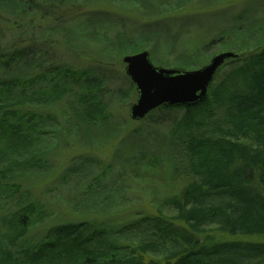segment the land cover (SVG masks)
I'll return each mask as SVG.
<instances>
[{
  "label": "trees",
  "instance_id": "obj_1",
  "mask_svg": "<svg viewBox=\"0 0 264 264\" xmlns=\"http://www.w3.org/2000/svg\"><path fill=\"white\" fill-rule=\"evenodd\" d=\"M189 3L0 0V264H264V28L250 36L239 28L238 45L223 35L212 40L208 58L218 47L237 57L220 69L207 97L152 112L129 135L134 152L89 177L94 156L113 142L110 108L137 96L127 75L117 80L130 84L128 90L111 85L117 61L148 51L159 67H203H183L169 47L168 60H157L154 34L139 35L145 24ZM91 6L114 19L122 13L128 24L125 31L112 21L102 44L93 34L101 21L91 18V37L84 29L74 39L96 53L98 74L53 62L65 59L53 48L56 24ZM61 50L77 53L69 45ZM91 131L106 134L91 141ZM75 152L81 155L71 158ZM162 168L166 186L141 180ZM85 179V189L71 195L79 217L55 219L62 202L57 188L69 191ZM47 183L54 189L45 203L34 192ZM131 190L143 194L154 214L117 222ZM212 231L230 239L218 240Z\"/></svg>",
  "mask_w": 264,
  "mask_h": 264
},
{
  "label": "rangeland",
  "instance_id": "obj_2",
  "mask_svg": "<svg viewBox=\"0 0 264 264\" xmlns=\"http://www.w3.org/2000/svg\"><path fill=\"white\" fill-rule=\"evenodd\" d=\"M140 2L144 3V0H140ZM148 5H151L148 7V11H151L153 9L152 6H154L153 2L148 1ZM100 10L103 11L101 14L94 15V12L97 13V11H99L98 13H100ZM179 12L180 13L178 14L168 15L166 18L163 17L158 20L150 21L148 24H145L140 28L139 35L154 34L158 42L157 52L155 54L157 60H168L169 57L167 55V47H169L176 54L174 60H176L177 63H182L179 64L183 65L185 68L190 67L189 65L192 62H203L204 65H207L215 55L222 52H227L225 48L219 49L218 47L213 51V54H211L209 58L207 57L206 46L212 40L217 39L221 35L229 37L228 44L231 43L238 45L240 43L236 39V36L239 32V28H244L243 32L246 36H250L258 30L264 28V0H193V3L185 5L183 10ZM108 13L110 14V11L102 6H96L94 8L91 6V8L86 9L81 15H68L71 17L68 19H62L60 23H57L56 25L60 30L59 34L56 36V42L53 48H56L55 51L57 54L60 51V54L63 55L62 58L65 57V59L61 61V56H59L58 59L53 60V62L59 65H68L75 69H86L91 71L93 74H98L96 72L97 66L95 65L96 63L94 59V57H97L96 53L93 52V50L89 51L88 48L87 50H85V48H81L79 44H76L77 42L74 43V39L80 33H82L84 29L87 30L91 37V18L101 21V24L97 25V27L94 29L93 34L98 35V38L101 40L102 44H105L106 39L110 36V30H112L110 29V23L113 24L114 22L116 26L124 29L125 31L127 30L128 24L125 23L126 17L122 13L117 19H114L112 15H109ZM133 21L134 20L130 22ZM122 24L124 27H122ZM39 45L41 44L37 43V46ZM65 45L75 48L77 50L75 52L77 53L71 54L70 56L65 55V50H61ZM152 62L155 66L160 65L157 63V61L152 60ZM114 67L115 73L114 75H111L113 76V83L111 85L117 89L119 88L122 90H128L130 84L127 82L126 84H123L117 80L124 78V75H126L125 64L122 60L117 61ZM136 98L137 96L134 95L132 98H129L127 102L116 101L110 108L112 122L108 128L110 130L107 129V131L110 135H113V142L110 144V146L108 145V148L99 151L94 156L96 161V169L89 177L92 178L99 176L102 171L113 166L114 160L116 163H121L123 160H126L125 157L134 152V150L129 146V144L132 145V141L130 140L132 138H130L129 135L132 134L134 130L143 126L141 122H135L131 120L129 116L130 108L136 101ZM154 121L155 118L153 119L151 127H154ZM165 127H168V124H166L164 128ZM112 128L114 131H112ZM105 132L106 131H98L96 132L98 134H95L91 131V141L95 139L102 141V136L106 134ZM96 135H100V137ZM153 135L154 133L150 131V133H146L144 137L145 139H149L153 137ZM106 136L109 138L108 134ZM116 136L119 137L118 140H116ZM72 138L77 139V137ZM136 141H140L139 138ZM58 148L61 149L62 146L60 145ZM79 155L81 154L75 152L69 156L71 158H76ZM68 165L71 166L70 164ZM68 165L66 167H68ZM166 173L167 170L162 168L159 171L157 170L153 173H149L145 176L147 178H141V180L143 179V181H149V183H153L152 186H162V184L166 186V184L163 182V180L167 178ZM89 180H83L78 186L75 185L69 191L66 190L67 188H57L58 191H61L60 195L62 196V202L60 203V206L55 209V219L57 218L59 221L68 222L74 217H79L77 213L78 211L76 212V210L71 207L73 200L71 198H73L72 196L79 194L80 190L82 191L85 189V184ZM50 189H54L53 183H47L36 188L34 193L38 196L34 195V198L41 197L45 199L43 200L44 202L49 201ZM174 189L176 190V188ZM158 190H160V188ZM170 190L172 191L173 189ZM145 194L146 191L144 192V195ZM141 195L143 194H139L134 190H131V192L127 194L125 201L126 214H122L121 217L118 218L117 222L121 221L122 219H135V217L140 214H154L153 208H151V206H149L145 200L140 198ZM92 212L96 213L95 211ZM91 217L96 218L98 216L93 215ZM99 219L101 220L102 218ZM210 235L214 236V238L218 240L230 239L217 231H212Z\"/></svg>",
  "mask_w": 264,
  "mask_h": 264
},
{
  "label": "water",
  "instance_id": "obj_3",
  "mask_svg": "<svg viewBox=\"0 0 264 264\" xmlns=\"http://www.w3.org/2000/svg\"><path fill=\"white\" fill-rule=\"evenodd\" d=\"M236 57L233 52H222L199 69L182 70L155 66L148 51L125 56L126 75L137 91L130 119L141 122L163 107L182 108L201 103L220 69Z\"/></svg>",
  "mask_w": 264,
  "mask_h": 264
}]
</instances>
